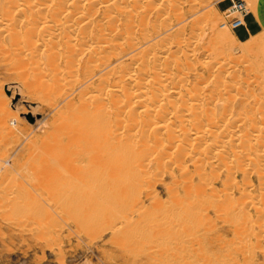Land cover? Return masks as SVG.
<instances>
[{"label": "rangeland", "instance_id": "rangeland-1", "mask_svg": "<svg viewBox=\"0 0 264 264\" xmlns=\"http://www.w3.org/2000/svg\"><path fill=\"white\" fill-rule=\"evenodd\" d=\"M206 1H201V7L210 4L217 28L223 23L236 37L238 47L234 52L221 47L222 53L214 39L206 58H216L220 51L226 61H249L260 54L262 44L255 48L243 45L248 35H258L263 37L264 48V21L262 29L250 27L254 5L249 0ZM234 2H242L244 15L231 11ZM258 2L263 20L264 0ZM237 20L243 21L240 29L232 28ZM0 40V159L4 161L0 167V264H264V180L258 178L260 169L251 166L242 172L237 164L240 171L236 167L229 170L225 158L214 161H225L215 163L218 170L211 169L205 159L200 162L195 150L191 157H185L183 166L174 165L171 157L146 171L129 170L125 163L135 161L134 155L140 158L139 152L133 154L132 150L128 161L121 160L114 149L113 155L102 152L101 137L88 125L96 123L88 107L87 111L83 107L87 105L82 101H87L85 91H78L77 86L69 88L74 80L84 82L87 64L81 61L80 66L65 69L64 53L59 59L41 52V62L30 55L16 56L7 36ZM50 59H59L54 61L59 70L45 69L43 62L52 64ZM256 68L264 76V62ZM235 70L241 80L248 77L242 64ZM252 72L250 78H254ZM58 85H62L60 90ZM63 95L72 96L62 102ZM249 101L238 102L232 121L251 108ZM107 134L109 139L111 134ZM104 154L113 157L111 165L107 155L101 158ZM194 157L199 164H191ZM117 159L121 161L119 177L133 182L121 186L118 199H106L104 193L116 188L112 170L119 164ZM210 172L217 179L212 180ZM76 187L87 195L103 191L102 199L81 203L80 195L72 194ZM55 202L61 203L60 208ZM172 214L176 219L170 217Z\"/></svg>", "mask_w": 264, "mask_h": 264}, {"label": "bare ground", "instance_id": "bare-ground-1", "mask_svg": "<svg viewBox=\"0 0 264 264\" xmlns=\"http://www.w3.org/2000/svg\"><path fill=\"white\" fill-rule=\"evenodd\" d=\"M201 1L0 0V38L7 36L16 56L30 55L33 60L42 61L43 58L39 54L41 52H49L53 58L56 56L61 58L64 53L67 61L65 69L78 67L81 61L87 64L84 82L74 80L73 86L69 88L74 90L77 86L78 91L81 88L85 91L83 93L87 96V101L80 98L87 104L83 107H88L92 120H95L94 126L88 125L94 135L101 137L102 152L111 155L114 149L121 160L129 159L132 150L133 154L139 152L140 158L136 159L137 155H134L135 161L131 159L125 163L128 169L146 171L160 163L161 159L171 157L174 165L183 166L185 157L188 155L191 157L193 152L198 150L199 154H196L200 160L205 159L211 169L219 167L215 165L218 160L214 162L217 158H225L229 162L227 165L229 168H226L229 170L232 168L235 170L237 164L242 172L251 166L253 169H260L262 172L261 175L258 174V178L260 177L262 181L264 76L260 72L262 65H259L260 68L256 66L259 62H264L263 37L248 35L243 43L247 48H255L257 44H262L260 54L253 55L251 60L236 58L235 62H231V59L230 62L224 60L221 56L224 50L220 48L228 47L232 52L237 50L236 37L230 35L223 23L217 28L219 25L216 26L217 21L212 17L210 7L208 8L210 4H203L201 7ZM258 1L249 0L250 4L254 5L249 24L252 28L262 29L261 21L263 23L264 19L262 20L258 14L260 10ZM237 21H233L232 28H241L243 21ZM214 39L218 41L217 47L221 52H217L216 58H206L205 55L209 53ZM18 41L21 42L20 45L24 42V46H19ZM77 43H80L81 48L77 49L79 46ZM248 51L250 52L249 49ZM122 59H128L129 63H123ZM57 60L54 61L57 63ZM54 61L52 64L49 61L43 62L45 69L59 70V65L57 66ZM237 64H242L247 70L246 79L239 78L237 74L239 70H235ZM39 69L42 71L43 67ZM36 70L38 71V68ZM250 71L254 72V78L249 77ZM241 77L243 78L242 75ZM60 87L58 85L57 88L60 90ZM67 97L63 95L60 100L68 102ZM251 97L253 98L250 99ZM247 100H252L251 108L239 113L237 121L236 119L235 122L232 121L236 115L238 102L245 101L246 104ZM107 133L111 134L109 139L106 138ZM121 138L124 144L120 141ZM151 139L154 144L150 142ZM106 155H102L101 158ZM110 155L106 157L109 165L114 160ZM196 161L200 163L197 157L190 160L191 164L197 163ZM222 161L224 160L220 162ZM3 162L0 159V167ZM118 162L119 164L112 170L116 188L112 189L115 187L112 185V190L104 193L106 199H118L116 196L121 197L118 194L121 186L127 187L128 183L133 182L128 178L119 177L121 161ZM157 167L155 168L158 171ZM121 172L123 173V170ZM211 172L210 178L217 179ZM148 174L150 173L147 172ZM72 189L75 191L72 194L80 195L81 203L100 199L103 194V191L101 195H98L100 191L95 194L90 191V195H87V191L82 193L77 187ZM198 196L200 195H197V198ZM226 196L225 194V198ZM59 203L55 202L57 208L61 206ZM55 207L56 205L53 206ZM170 217L176 219L174 214Z\"/></svg>", "mask_w": 264, "mask_h": 264}, {"label": "built area", "instance_id": "built-area-1", "mask_svg": "<svg viewBox=\"0 0 264 264\" xmlns=\"http://www.w3.org/2000/svg\"><path fill=\"white\" fill-rule=\"evenodd\" d=\"M243 8H244V6L242 3L234 2L232 7H231V11L233 10L232 12H236V13H240V14L244 15V9Z\"/></svg>", "mask_w": 264, "mask_h": 264}]
</instances>
